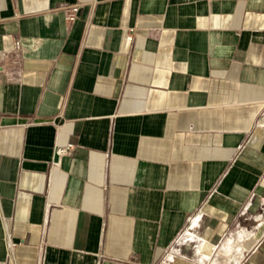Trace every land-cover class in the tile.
Instances as JSON below:
<instances>
[{"label": "crops", "instance_id": "obj_1", "mask_svg": "<svg viewBox=\"0 0 264 264\" xmlns=\"http://www.w3.org/2000/svg\"><path fill=\"white\" fill-rule=\"evenodd\" d=\"M183 233L169 264H264V0H0V264Z\"/></svg>", "mask_w": 264, "mask_h": 264}, {"label": "built area", "instance_id": "obj_2", "mask_svg": "<svg viewBox=\"0 0 264 264\" xmlns=\"http://www.w3.org/2000/svg\"><path fill=\"white\" fill-rule=\"evenodd\" d=\"M68 12L65 16L66 21L68 22H73L74 20H76L78 13H79V6L77 4L74 5H70L67 7ZM126 39L128 41L132 40V35L130 34L128 37H126ZM15 46L18 47L19 43L16 42ZM72 146L71 145H67L65 147H57L55 150V154L58 156H63L65 154H67L70 150H71ZM185 245H191L193 249H196L197 251H199V249H197L199 246L203 245V242L201 241L200 238H196L195 236L191 235L190 233H183L178 240H176V242L171 246V248H169L167 250V252H165L161 264H169L170 262H172V260L176 257V256H180L182 254L181 248L182 246ZM206 259H209L208 257H206ZM199 262L197 264H200L201 259L198 260Z\"/></svg>", "mask_w": 264, "mask_h": 264}]
</instances>
